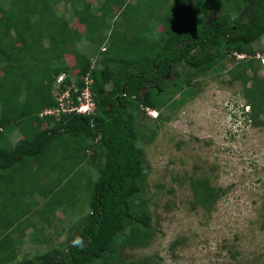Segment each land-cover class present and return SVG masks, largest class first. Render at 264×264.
<instances>
[{
  "label": "trees",
  "instance_id": "16d2710c",
  "mask_svg": "<svg viewBox=\"0 0 264 264\" xmlns=\"http://www.w3.org/2000/svg\"><path fill=\"white\" fill-rule=\"evenodd\" d=\"M61 2L70 6L71 21L57 13ZM74 16L82 20L83 32L72 28ZM151 23L163 29L147 38ZM262 39L264 0H138L135 5L130 0H0V264L17 257L13 238L23 233L22 211L34 206L50 221L69 201L67 187L75 192L73 178L85 161L95 170V180L79 173L83 189L88 188L87 214L67 230L61 250L17 264H150L120 254L150 239L146 173L136 147L149 134L138 128L137 119L144 109L158 111L154 119H162L159 111L177 105L175 96H184L193 78L213 71L228 55H244L229 74L243 83L251 107L247 116L258 123L264 116V76L253 46ZM79 43L97 51L94 62L78 50ZM68 55L74 57L72 66ZM178 65L188 71L179 74ZM74 71L79 77L72 80ZM61 74L65 77L57 82ZM86 75L93 114H45L43 128L31 126L33 117L58 108L57 97L68 87L82 90ZM12 129L22 137L13 145L4 135ZM49 174L55 177L42 183ZM190 187L195 205L210 212L218 193L198 177ZM27 195H38L42 207ZM77 237L82 247L73 244Z\"/></svg>",
  "mask_w": 264,
  "mask_h": 264
},
{
  "label": "rangeland",
  "instance_id": "374dc122",
  "mask_svg": "<svg viewBox=\"0 0 264 264\" xmlns=\"http://www.w3.org/2000/svg\"><path fill=\"white\" fill-rule=\"evenodd\" d=\"M137 2L130 0L132 5ZM56 10L72 20L69 5L61 2ZM113 12H118L117 5ZM209 12L212 17L217 14L212 9ZM202 17L199 14L197 20ZM81 22L74 16L72 28L83 32ZM141 24L137 22L135 27L141 29ZM162 29L151 23L145 35L155 37ZM263 45L264 39L253 46L260 53L254 62L258 66L260 62L258 73L262 77ZM86 46L79 43L77 47L94 62L97 51ZM233 56H226L205 76L193 78L184 91H190V96L177 94V105L159 111L162 119H154L158 111L151 110L149 115L145 109L143 117L137 119L138 128L149 134L148 140H139L136 147L146 173L145 199L152 220L147 245L134 242L120 250L126 260H147L150 264H264V116L256 124L249 120L247 112L251 107L243 96L245 87L229 74L244 56ZM65 60L68 66L74 64L72 55ZM176 70L182 75L188 71L182 65ZM77 77L79 72H72V80ZM42 116L33 117L31 126L43 128ZM4 135L12 145L22 139L17 129L6 130ZM77 172L95 180L94 167L87 161ZM79 173L73 178L79 194L76 190L70 193L67 187L69 201L49 216L50 221L39 217L34 206L22 211L26 224L22 226L23 233L14 235L17 257L11 264L63 248L67 230L88 212V199L83 195L88 188L83 189L85 178H80ZM54 177L49 174L41 182ZM194 177L205 179L218 193L208 213L194 203L190 187ZM27 196L42 207L43 200L38 195Z\"/></svg>",
  "mask_w": 264,
  "mask_h": 264
},
{
  "label": "built area",
  "instance_id": "2783aa9c",
  "mask_svg": "<svg viewBox=\"0 0 264 264\" xmlns=\"http://www.w3.org/2000/svg\"><path fill=\"white\" fill-rule=\"evenodd\" d=\"M57 82H61L62 78H58ZM84 88L82 90H78L75 88V85L68 87V89L63 92L61 95L57 97L58 108L56 110L46 111L45 114H60V113H78L83 115H88L93 113L95 109V105L93 102V96L90 90L91 80L88 79L87 75L83 79ZM73 92L76 94V100L71 99V95L69 93L70 88H73ZM91 108V109H90ZM149 115L152 112H148Z\"/></svg>",
  "mask_w": 264,
  "mask_h": 264
},
{
  "label": "clouds",
  "instance_id": "9594fccd",
  "mask_svg": "<svg viewBox=\"0 0 264 264\" xmlns=\"http://www.w3.org/2000/svg\"><path fill=\"white\" fill-rule=\"evenodd\" d=\"M236 55V54H235ZM238 56V55H237ZM239 56H244V55H239ZM258 57H260V56H258ZM65 77V76H64ZM59 78V77H58ZM93 102H94V100H93ZM94 105H95V102H94ZM95 108H96V106H95ZM51 110V109H50ZM147 110V113L148 112H152L150 109H146ZM46 111H49V110H46ZM46 111H44L41 115H45V112ZM94 111H95V109H94ZM94 111H93V113H94ZM154 112L153 113H155V110H153ZM93 113H91V114H93ZM51 115H53V114H51ZM89 115V114H88ZM157 117V116H156ZM83 240L80 238V237H77L74 241H73V244L75 245V246H83Z\"/></svg>",
  "mask_w": 264,
  "mask_h": 264
}]
</instances>
